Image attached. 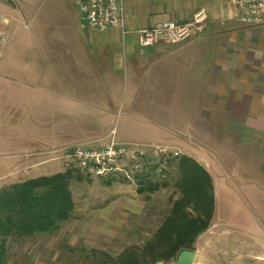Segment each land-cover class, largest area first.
<instances>
[{"label":"crops","instance_id":"1","mask_svg":"<svg viewBox=\"0 0 264 264\" xmlns=\"http://www.w3.org/2000/svg\"><path fill=\"white\" fill-rule=\"evenodd\" d=\"M123 4L124 34L82 28L73 0H0V114L17 125L14 136L0 141V181L63 171L54 149L78 142L103 145L114 137L173 144L212 182L213 213L196 238L193 264L204 257L198 248L205 240L235 227L241 235L257 233V250L247 251L264 264V229L246 201L264 219V26L237 20L230 0ZM198 10L205 13L198 36L138 44L134 29L185 22ZM27 128L36 136L26 142ZM46 128L49 139L42 140L39 132ZM124 208L129 206L118 199L106 203L96 229L85 227L92 219L69 218L54 231L9 235L4 264H63L51 257H67L74 244L65 235L78 234L69 228L59 237L57 231L78 221L84 227L75 241L94 237L91 246L102 247L111 232L104 226L114 227ZM230 210L240 212L239 221L227 215ZM88 232L95 233L90 238ZM85 248L81 242L80 253ZM207 260L213 264L211 251Z\"/></svg>","mask_w":264,"mask_h":264},{"label":"trees","instance_id":"2","mask_svg":"<svg viewBox=\"0 0 264 264\" xmlns=\"http://www.w3.org/2000/svg\"><path fill=\"white\" fill-rule=\"evenodd\" d=\"M167 178H155L149 170L135 176L134 184L121 175L91 176L70 168L43 174L0 187V264L5 263L6 237L27 236L54 231L60 221L71 218L75 203L72 181L86 177L134 185L146 196L154 190L172 185L178 196L150 236L141 244H131L117 255L93 248L91 255L104 264H155L173 261L182 249L194 250L197 236L208 228L214 197L210 175L195 159L180 154L170 163Z\"/></svg>","mask_w":264,"mask_h":264},{"label":"rangeland","instance_id":"3","mask_svg":"<svg viewBox=\"0 0 264 264\" xmlns=\"http://www.w3.org/2000/svg\"><path fill=\"white\" fill-rule=\"evenodd\" d=\"M1 101L2 98L0 96V111L2 109ZM1 115L2 114H0V141H2V138L5 139L6 137L10 138L14 136L17 132V125H15V123L10 125L9 122H3ZM24 131L26 136L24 135L23 138L26 142L32 139V137L35 138L36 134L35 136L31 134L32 132H29L31 130L28 131V128ZM39 133L42 140L48 138L47 128L40 129ZM4 179H2L3 181L1 180L2 182L0 181V187L10 184L9 182H4ZM70 188L75 203L71 218L92 219L91 223H88L85 226L88 228L96 229L100 226L96 221L102 216V208L106 203L118 199L119 203L129 206V209L124 208L121 210L114 227L107 224L104 226L107 229L108 226L111 227L110 236L108 239L104 240V245L102 247L100 246L96 248L101 249L112 256L117 255L125 247L131 244L141 245L168 214L171 208L172 199L178 196V193L172 185L160 187L157 191L150 195L148 194L147 197L145 193L138 192L133 185L116 182L106 185L100 179L90 177H86L82 181H72ZM242 194L247 197L245 192ZM246 201L248 203L247 207L250 209H248L250 215L254 217L257 224L264 229V219L262 218L263 216L261 212L253 206L249 199ZM262 213H264V210H262ZM231 214L235 220H240L241 214L239 211L230 210V213L227 215ZM81 222L82 221H78L76 224H63L61 226L62 229L57 231L59 237L66 231H69L67 230L69 228L71 231L73 230V232L77 233L78 237H69L68 235H65L66 239L69 240V243L74 244V248L69 253H67L68 251H65L67 257H59L58 253L51 258L54 261H62L64 262L63 264H104L97 258H93L91 255V249L94 248L91 246L92 238H94L92 236L96 231L88 232L89 237H92L91 241H75V238H80L82 235L81 228L84 227V225L82 226ZM256 234L257 233L251 232L248 235H241L235 227V231L232 230L230 234L217 237V239L213 237L211 240H205L201 244L202 248H198L202 249L203 252L201 254L202 256L204 255V257L201 258L202 260L199 259V257L196 258V264H199V260L202 261V264H208L207 259L210 251L213 253V264H240V260L245 261L243 264H256L257 261L252 259L247 251L251 249L257 250V241L254 239L257 237ZM81 242L85 244V249H87L85 254L84 252H82L83 254L80 253L79 247ZM194 249L196 250L195 244ZM246 252L248 254H246ZM237 254H240L242 257ZM171 262L172 261L157 262L155 264H171Z\"/></svg>","mask_w":264,"mask_h":264},{"label":"built area","instance_id":"4","mask_svg":"<svg viewBox=\"0 0 264 264\" xmlns=\"http://www.w3.org/2000/svg\"><path fill=\"white\" fill-rule=\"evenodd\" d=\"M233 16L246 25L264 26V0H230ZM80 15L82 28L128 32L125 25L123 0H73ZM205 13L198 10L185 22L168 19L150 26L134 29L140 46H153L157 42H182L198 36L203 29ZM113 132V129L111 130ZM59 152L65 169L75 168L91 176L121 175L130 183L135 176L149 170L155 178H167L172 171L169 164L181 154L169 143H143L120 141L111 137L103 145L84 141L54 149Z\"/></svg>","mask_w":264,"mask_h":264},{"label":"water","instance_id":"5","mask_svg":"<svg viewBox=\"0 0 264 264\" xmlns=\"http://www.w3.org/2000/svg\"><path fill=\"white\" fill-rule=\"evenodd\" d=\"M194 256V250L182 249L171 264H193Z\"/></svg>","mask_w":264,"mask_h":264}]
</instances>
